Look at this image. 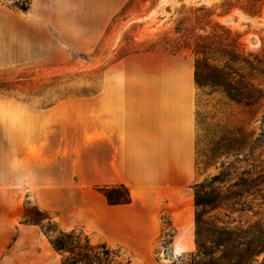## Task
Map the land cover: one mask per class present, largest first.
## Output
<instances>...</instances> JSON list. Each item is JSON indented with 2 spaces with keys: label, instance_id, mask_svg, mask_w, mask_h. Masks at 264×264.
<instances>
[{
  "label": "rangeland",
  "instance_id": "374dc122",
  "mask_svg": "<svg viewBox=\"0 0 264 264\" xmlns=\"http://www.w3.org/2000/svg\"><path fill=\"white\" fill-rule=\"evenodd\" d=\"M235 49L264 53V0H0V103L8 125L29 122L32 111L41 120L71 95H93L101 79L150 76L160 55L189 58L194 69L196 55L221 60L223 51ZM195 87V183L228 174L216 184L225 191L246 173H264V139L256 141L264 131V102L249 108ZM228 138L238 140L237 150L221 152ZM212 149L218 152L210 161ZM258 189L233 200L228 216L221 209L208 215L219 214L230 226L264 225V184ZM44 217L60 230L78 229L92 243H105L118 252L119 264L133 258L91 226L63 229L26 195L0 192V264H59L40 227L47 226ZM162 222L159 243L143 264H184L195 250L194 224L190 242L176 245L168 219Z\"/></svg>",
  "mask_w": 264,
  "mask_h": 264
},
{
  "label": "crops",
  "instance_id": "0c3cea01",
  "mask_svg": "<svg viewBox=\"0 0 264 264\" xmlns=\"http://www.w3.org/2000/svg\"><path fill=\"white\" fill-rule=\"evenodd\" d=\"M152 70L105 84L101 79L93 95H71L41 120L32 111L29 122L8 125L0 103V192L26 195L63 229L95 228L131 253L127 264H143L152 255L164 218L176 245L190 242L194 224L193 64L160 55ZM99 184H123L131 201L108 204L95 189Z\"/></svg>",
  "mask_w": 264,
  "mask_h": 264
},
{
  "label": "trees",
  "instance_id": "16d2710c",
  "mask_svg": "<svg viewBox=\"0 0 264 264\" xmlns=\"http://www.w3.org/2000/svg\"><path fill=\"white\" fill-rule=\"evenodd\" d=\"M220 59L210 60L205 55H196L194 81L197 87H208L211 92H219L231 102L249 108L264 102L263 52L235 49L223 51ZM262 120L264 122V110ZM260 139H264V131L256 141ZM237 143L236 138H228L221 152L237 150L234 147ZM217 150H211L210 161ZM226 176L228 174H216L192 186L195 250L187 254L184 264H264L263 224L230 226L221 220L219 214L208 215L209 211L221 209L226 210L224 216H228L227 210L233 209V205L237 204L233 200L242 196L241 193L259 191L258 187L264 184V173H246L223 191L216 184L223 183ZM95 189L110 205L131 201L130 193L123 184H99ZM36 212L40 213L39 210ZM40 227L52 249L60 256L59 264H119L116 250L105 243H92L81 230H60L50 220L46 227ZM259 256L262 259L258 263Z\"/></svg>",
  "mask_w": 264,
  "mask_h": 264
}]
</instances>
